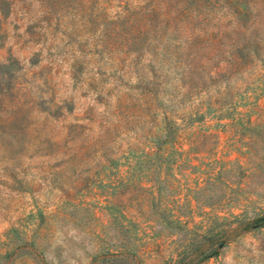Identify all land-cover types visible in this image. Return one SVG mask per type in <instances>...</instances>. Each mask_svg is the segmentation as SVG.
<instances>
[{
  "label": "rangeland",
  "instance_id": "374dc122",
  "mask_svg": "<svg viewBox=\"0 0 264 264\" xmlns=\"http://www.w3.org/2000/svg\"><path fill=\"white\" fill-rule=\"evenodd\" d=\"M218 2L240 69L172 30L209 2L0 0V264H181L259 218L196 262L264 264V0Z\"/></svg>",
  "mask_w": 264,
  "mask_h": 264
},
{
  "label": "trees",
  "instance_id": "16d2710c",
  "mask_svg": "<svg viewBox=\"0 0 264 264\" xmlns=\"http://www.w3.org/2000/svg\"><path fill=\"white\" fill-rule=\"evenodd\" d=\"M171 1V0H170ZM190 1L192 5H197L199 6V2L205 1L209 2L208 5H210V10L207 12H201L200 16L197 18L199 20H202L200 24H194L192 26L188 25H182L179 20L176 18L181 16V17H190L193 16V12L197 10H193L191 6L184 5L183 2ZM229 1H235V0H229ZM185 3V4H186ZM218 0H174V4L178 7L175 11L169 8L168 12L174 13L175 17H172L171 20L176 21L175 25L173 26L172 30L173 32L180 33L187 31V28L191 32V39L188 40L190 44V49L189 50H194L196 54H201V51H207V54L212 56L216 53L221 52L222 50V44L224 46H227L223 50V52L231 53L234 49V47L238 48V57L236 58H231L230 61L227 62L225 67L222 69L218 68L217 70H227V69H240L243 66V60L245 59L246 55H250V51H244L246 50V45H241L239 43H224V39L228 38V32L226 30V25L222 24H217L213 25L211 24L208 20L209 18L213 19V16L211 14V10L218 4ZM206 4V3H204ZM218 9V8H217ZM236 10L233 12L236 16L241 18H248L254 14L256 11L255 8H245L242 6H239L235 8ZM167 12V13H168ZM201 15H204L201 17ZM202 18V19H201ZM208 21V22H207ZM170 25H166L165 31L169 32ZM156 27V24L154 22L148 23L141 25L139 28L136 29V33L138 35L136 36V44L140 43V39H144L146 35H148L151 31H153ZM233 41V40H232ZM183 43V42H182ZM182 43H177L178 48L181 47ZM245 53V54H244ZM256 58L258 57V53L255 54ZM180 221V220H179ZM262 227V218L256 219V220H239L237 222V226L234 228H231L229 230V234H223L221 236V239H218V246H216L215 242L213 240L208 241V242H203V243H197L195 247H193L191 250L188 249L185 253V258L181 262V264H198L196 262V259H199V257L203 256L202 261L208 260L212 257H217L221 254V249L224 247V245L229 244V242L234 239V237L239 236L241 234L250 232L254 229L261 228ZM215 240V239H214ZM213 242V243H212Z\"/></svg>",
  "mask_w": 264,
  "mask_h": 264
}]
</instances>
